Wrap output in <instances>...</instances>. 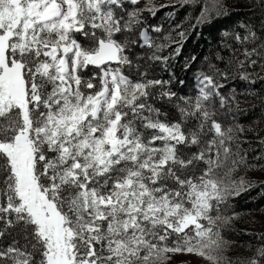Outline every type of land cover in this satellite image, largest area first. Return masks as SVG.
Instances as JSON below:
<instances>
[{"label":"snow or ice","instance_id":"1","mask_svg":"<svg viewBox=\"0 0 264 264\" xmlns=\"http://www.w3.org/2000/svg\"><path fill=\"white\" fill-rule=\"evenodd\" d=\"M262 121L264 0H0V264H264Z\"/></svg>","mask_w":264,"mask_h":264},{"label":"trees","instance_id":"2","mask_svg":"<svg viewBox=\"0 0 264 264\" xmlns=\"http://www.w3.org/2000/svg\"><path fill=\"white\" fill-rule=\"evenodd\" d=\"M229 2L232 3V4H236V0H229ZM207 36H208V33H205V37H206V38H207ZM200 45H204V46L206 47V39H201V41H200ZM193 48H197V49H199V45L194 44V43H192V42H189V43L186 45L185 49H184L185 54H187V53H188L189 51H191ZM181 59H182V57H181ZM254 103H256V102H255V101H252V102L247 103V104H241V107H242V108H251V107H252V104H254ZM261 123L264 124V121H262ZM258 174H259V173H249V176H250L252 179L256 180V179H259V177H260V176H257ZM258 193H259V189H254V190L250 193V195H251L253 198H256L255 202H256L257 204H264V199H259V197H258ZM241 204H242L245 208H250V207L253 206L252 203H249V202H248L247 197H245V199L241 201ZM242 210H243V209H242ZM254 215H255V219H256V221L261 220V215H260V213H255ZM245 226H246V227H249V228H253V229L256 230V231H260V225H259L258 223L253 224L251 221H249Z\"/></svg>","mask_w":264,"mask_h":264},{"label":"rangeland","instance_id":"3","mask_svg":"<svg viewBox=\"0 0 264 264\" xmlns=\"http://www.w3.org/2000/svg\"><path fill=\"white\" fill-rule=\"evenodd\" d=\"M257 176H260V173ZM185 264H187V262H185Z\"/></svg>","mask_w":264,"mask_h":264}]
</instances>
